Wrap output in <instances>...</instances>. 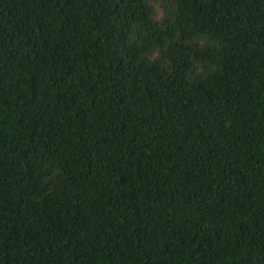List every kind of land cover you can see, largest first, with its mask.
<instances>
[{"label":"trees","instance_id":"1","mask_svg":"<svg viewBox=\"0 0 264 264\" xmlns=\"http://www.w3.org/2000/svg\"><path fill=\"white\" fill-rule=\"evenodd\" d=\"M0 264H264V0H0Z\"/></svg>","mask_w":264,"mask_h":264}]
</instances>
